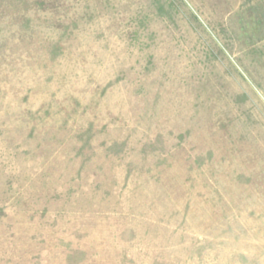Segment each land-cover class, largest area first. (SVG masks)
Instances as JSON below:
<instances>
[{"label":"rangeland","instance_id":"rangeland-1","mask_svg":"<svg viewBox=\"0 0 264 264\" xmlns=\"http://www.w3.org/2000/svg\"><path fill=\"white\" fill-rule=\"evenodd\" d=\"M0 264H264V0H0Z\"/></svg>","mask_w":264,"mask_h":264}]
</instances>
